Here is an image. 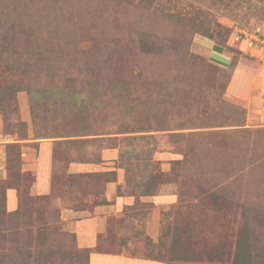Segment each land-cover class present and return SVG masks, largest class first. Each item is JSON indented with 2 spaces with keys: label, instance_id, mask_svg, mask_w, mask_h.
<instances>
[{
  "label": "rangeland",
  "instance_id": "1",
  "mask_svg": "<svg viewBox=\"0 0 264 264\" xmlns=\"http://www.w3.org/2000/svg\"><path fill=\"white\" fill-rule=\"evenodd\" d=\"M94 250L264 264V0H0V264Z\"/></svg>",
  "mask_w": 264,
  "mask_h": 264
},
{
  "label": "crops",
  "instance_id": "2",
  "mask_svg": "<svg viewBox=\"0 0 264 264\" xmlns=\"http://www.w3.org/2000/svg\"><path fill=\"white\" fill-rule=\"evenodd\" d=\"M86 167V166H84ZM80 167V168H84ZM79 168V169H80ZM87 170H95L96 165L86 167ZM85 169V168H84ZM48 172L43 171L42 175L38 176L37 180V192L47 193L50 191V179L47 177ZM111 183L106 189V196L110 203L101 204L95 207L94 213L90 214H76L73 216V220L70 224V230L77 235L78 244L81 247L93 248L98 239V234L107 230L108 226V214L121 212L125 205L130 204L133 200L132 196H121L114 193L117 183ZM15 192H9V207L14 209L16 206ZM149 199L156 204L171 202L168 199L169 196H150ZM66 218V217H65ZM67 219V218H66ZM89 264H174L153 259L149 257L132 256L126 253H113L92 251L89 255Z\"/></svg>",
  "mask_w": 264,
  "mask_h": 264
},
{
  "label": "trees",
  "instance_id": "3",
  "mask_svg": "<svg viewBox=\"0 0 264 264\" xmlns=\"http://www.w3.org/2000/svg\"><path fill=\"white\" fill-rule=\"evenodd\" d=\"M171 261V260H170ZM173 261V260H172Z\"/></svg>",
  "mask_w": 264,
  "mask_h": 264
},
{
  "label": "built area",
  "instance_id": "4",
  "mask_svg": "<svg viewBox=\"0 0 264 264\" xmlns=\"http://www.w3.org/2000/svg\"><path fill=\"white\" fill-rule=\"evenodd\" d=\"M242 34V33H241Z\"/></svg>",
  "mask_w": 264,
  "mask_h": 264
}]
</instances>
